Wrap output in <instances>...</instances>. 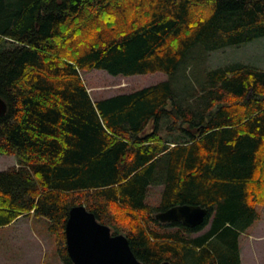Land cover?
I'll return each mask as SVG.
<instances>
[{
  "label": "trees",
  "instance_id": "16d2710c",
  "mask_svg": "<svg viewBox=\"0 0 264 264\" xmlns=\"http://www.w3.org/2000/svg\"><path fill=\"white\" fill-rule=\"evenodd\" d=\"M260 36L264 0H0V154L18 157L0 170V226L46 217L73 264L65 223L83 204L146 264H240L239 235L264 205V69H207L194 106L169 80L93 100L81 71L172 74L196 45ZM178 204L207 208L204 223L155 218Z\"/></svg>",
  "mask_w": 264,
  "mask_h": 264
},
{
  "label": "rangeland",
  "instance_id": "374dc122",
  "mask_svg": "<svg viewBox=\"0 0 264 264\" xmlns=\"http://www.w3.org/2000/svg\"><path fill=\"white\" fill-rule=\"evenodd\" d=\"M189 55H192V61H189L190 63L187 66L182 62L176 72L172 74L157 71L131 76H113L104 70L92 69L81 71V77L93 100L119 93H128L160 81L169 80L174 92L178 93V97L182 100L188 99L192 103L190 105L194 106V103L199 101L198 96L202 92L200 85L207 84L204 75L207 69L217 68L233 62H241L255 66L258 69H264V36L208 52L204 46L196 45L192 47ZM188 78H191L192 85H190ZM189 87H192V89L188 94ZM194 92L196 94L192 95L191 93ZM151 128L152 124H149L146 131L151 130ZM159 132L164 139L173 140L178 137L175 133L170 134L167 132L163 123ZM17 164L18 157L16 155L0 154V170L17 166ZM161 189V186L158 185L150 187L147 196L149 204L157 205L159 203ZM255 208L259 215L258 219L254 220L247 229L241 232L238 238L240 264H264V205L256 202ZM34 218L33 226L41 239L39 245H35L36 242L30 238L20 236V234L16 235L20 230L16 223L13 226L0 228V264H46V251L47 260H51L49 264H63L56 251L55 238L48 231V219L43 216H35ZM30 219L25 218V227L21 228H27L28 225H31L32 219ZM210 221L202 229L191 233L190 236L205 233L210 227ZM169 230L173 231L175 229L171 228ZM18 248L19 252H16ZM40 254H45L44 262L38 260Z\"/></svg>",
  "mask_w": 264,
  "mask_h": 264
},
{
  "label": "water",
  "instance_id": "95a60500",
  "mask_svg": "<svg viewBox=\"0 0 264 264\" xmlns=\"http://www.w3.org/2000/svg\"><path fill=\"white\" fill-rule=\"evenodd\" d=\"M6 110L7 104L0 97V115ZM207 215V208L200 205L178 204L157 212L155 218L163 223L181 222L195 228L204 223ZM65 238L73 264H146L134 255L124 234H112L110 227L99 222L83 204L70 208Z\"/></svg>",
  "mask_w": 264,
  "mask_h": 264
},
{
  "label": "crops",
  "instance_id": "0c3cea01",
  "mask_svg": "<svg viewBox=\"0 0 264 264\" xmlns=\"http://www.w3.org/2000/svg\"><path fill=\"white\" fill-rule=\"evenodd\" d=\"M34 217L35 216L33 214L32 215L31 214L30 215H26V214L21 215L18 218H16L13 222H11L10 224L5 225V226H13L16 223L18 225V227H20L19 228L20 230L16 233V235L20 234V236L27 237L28 239L30 238L36 242L35 245H39V242L41 241V239H40V235L38 234L37 230H35V228L33 226V219H35ZM25 218H31L32 224L28 225L27 228H21V227H25V223H24ZM1 227H4V226H0V228ZM16 252H19V248L17 249ZM44 255L45 254H43V255L40 254L38 256V260H40L41 262H44ZM36 258H37V256H36ZM47 258H48V255H47V251H46V264H49V261H51V260H47Z\"/></svg>",
  "mask_w": 264,
  "mask_h": 264
}]
</instances>
